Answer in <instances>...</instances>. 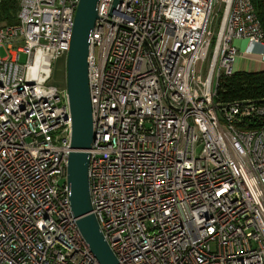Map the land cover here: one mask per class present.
Segmentation results:
<instances>
[{"label":"built area","instance_id":"obj_1","mask_svg":"<svg viewBox=\"0 0 264 264\" xmlns=\"http://www.w3.org/2000/svg\"><path fill=\"white\" fill-rule=\"evenodd\" d=\"M78 2L0 19V264H98L70 209L66 87L47 84ZM112 2L88 47V178L118 264H264V100L214 102L235 41L264 48L253 0Z\"/></svg>","mask_w":264,"mask_h":264},{"label":"water","instance_id":"obj_2","mask_svg":"<svg viewBox=\"0 0 264 264\" xmlns=\"http://www.w3.org/2000/svg\"><path fill=\"white\" fill-rule=\"evenodd\" d=\"M98 0H79L66 57V91L70 115V152L66 182L75 225L98 264H118L106 243L95 216L89 194V153L94 140L88 84V47L97 19ZM121 0H113L112 10Z\"/></svg>","mask_w":264,"mask_h":264},{"label":"trees","instance_id":"obj_3","mask_svg":"<svg viewBox=\"0 0 264 264\" xmlns=\"http://www.w3.org/2000/svg\"><path fill=\"white\" fill-rule=\"evenodd\" d=\"M256 15L264 34V0H253ZM18 13V0H0V19L14 24ZM247 100H264V71L256 73L234 72L222 76L214 97L216 105H225Z\"/></svg>","mask_w":264,"mask_h":264},{"label":"crops","instance_id":"obj_4","mask_svg":"<svg viewBox=\"0 0 264 264\" xmlns=\"http://www.w3.org/2000/svg\"><path fill=\"white\" fill-rule=\"evenodd\" d=\"M239 51V56L233 63L234 72L256 73L264 71V48L255 45L251 53H245L247 42L235 41L234 43Z\"/></svg>","mask_w":264,"mask_h":264},{"label":"rangeland","instance_id":"obj_5","mask_svg":"<svg viewBox=\"0 0 264 264\" xmlns=\"http://www.w3.org/2000/svg\"><path fill=\"white\" fill-rule=\"evenodd\" d=\"M17 46H23V44L15 45ZM0 56H4V50L0 48ZM27 61V54L26 53H20L19 54V63L20 64H25ZM65 68H66V58L65 57H60L56 61L53 62L52 65V75L50 80L48 81V85L56 87V88H65L66 87V77H65ZM200 65H197L196 67V73L199 72ZM200 73L204 75L205 73V66L201 69ZM200 150V147L197 146L195 153L198 155Z\"/></svg>","mask_w":264,"mask_h":264}]
</instances>
